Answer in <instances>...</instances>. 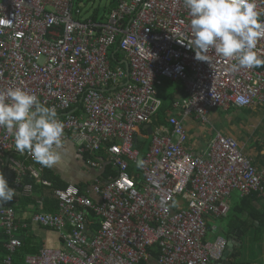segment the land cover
Segmentation results:
<instances>
[{
  "label": "built area",
  "instance_id": "built-area-1",
  "mask_svg": "<svg viewBox=\"0 0 264 264\" xmlns=\"http://www.w3.org/2000/svg\"><path fill=\"white\" fill-rule=\"evenodd\" d=\"M257 5L264 11V0ZM3 17L12 24L0 23V90L19 87L55 107L64 124L63 147L69 142L94 154L105 149L116 175L96 179L97 201L73 184L56 188L59 213L31 220L56 230L63 245L41 247L19 263L16 210L12 201L0 204V264H139L154 247L157 264L220 259L226 241L206 239V217L225 216L233 191L264 195V166L257 168L236 139L220 131L194 155L185 147L184 119L194 115L208 123L210 110L264 104V67L231 72L235 59L214 51L207 61L196 60L183 0H118L97 19L83 16L74 0H0ZM256 51L264 57V37ZM164 78L181 81L187 95L176 100L178 112L164 125L152 124ZM145 125L151 139L139 159ZM4 157L11 163L10 187L18 194L29 189L24 177L37 178L39 171L25 161L35 160L17 152L12 135L0 128ZM140 160L143 167H137ZM87 163L101 167L100 161ZM89 212L99 225L92 235Z\"/></svg>",
  "mask_w": 264,
  "mask_h": 264
},
{
  "label": "crops",
  "instance_id": "crops-1",
  "mask_svg": "<svg viewBox=\"0 0 264 264\" xmlns=\"http://www.w3.org/2000/svg\"><path fill=\"white\" fill-rule=\"evenodd\" d=\"M113 5L114 3L110 8ZM95 8L90 10V15L97 11L103 12L100 8L97 10ZM100 14L102 17L105 16V13ZM101 16L98 15L97 18ZM180 83L182 85L176 88L175 94H171L173 103L164 115L165 122H158L157 113L152 124L164 125L167 117L178 112L174 104L185 94L183 83ZM158 91L160 90L158 89ZM207 117L208 123H210L209 127L194 115L184 119L188 133L185 147L191 153L200 156L206 151L207 144L215 131H220L224 135L236 139L257 168L264 166V104L245 108L235 106H230L227 109L217 108L210 110ZM142 129L146 128L142 127L140 130L142 131ZM143 142H145V138ZM104 150L102 154L100 153L102 157L98 160L93 158L94 156L84 159L83 154L86 152H78L76 146L68 142L59 150L61 159L52 167L42 166L36 161H25L39 171V178L31 175L25 176L24 184L30 188L19 192V194L16 193L12 200L16 208L18 223L16 235L22 240L21 248L14 255L16 262L24 261L27 255L37 254L41 247H62L63 245L56 230L42 227L31 220L32 215L37 213H59L58 199L55 196V189L52 188L53 181L43 178V175L48 174L46 170L48 169L51 175L66 183V187L69 184L76 185L81 192L97 201L99 196L94 191L96 179L105 182L107 176L116 175L115 169L102 160L103 157L107 158ZM89 154L94 155V153ZM95 156L97 157V155ZM88 161H100L101 167H91L88 165ZM106 166L110 168V173H105ZM3 174L5 178L12 179V172L10 173L8 167L4 168ZM42 179H45L49 185H44ZM34 184L39 187H35ZM227 203L229 210L225 216L209 215L206 217L209 234L206 235V239L214 240L216 236H222L226 241L222 257L218 260H211L209 264H264V195L258 193L241 195L239 192L233 191L229 195ZM20 224H24L25 227H21ZM86 224L89 235H92L99 227L98 221L92 213L86 216ZM3 253L0 248V254ZM147 263L157 264L156 257L152 258L151 256Z\"/></svg>",
  "mask_w": 264,
  "mask_h": 264
},
{
  "label": "clouds",
  "instance_id": "clouds-1",
  "mask_svg": "<svg viewBox=\"0 0 264 264\" xmlns=\"http://www.w3.org/2000/svg\"><path fill=\"white\" fill-rule=\"evenodd\" d=\"M183 5L191 17L190 48L196 60L207 61L214 51L235 59L231 72L264 66V57L256 51L264 37V11L258 10L257 0H183ZM0 23L12 21L3 17ZM0 128L12 135L17 152L30 154L42 166L52 167L61 159L64 124L55 107L45 106L37 94L19 87L0 90ZM143 164L137 161V167ZM15 196L16 190L0 172V204Z\"/></svg>",
  "mask_w": 264,
  "mask_h": 264
},
{
  "label": "trees",
  "instance_id": "trees-1",
  "mask_svg": "<svg viewBox=\"0 0 264 264\" xmlns=\"http://www.w3.org/2000/svg\"><path fill=\"white\" fill-rule=\"evenodd\" d=\"M113 1V3H114V5L116 4V2L118 1V0H112ZM113 5V6H114ZM112 6V7H113ZM111 7V8H112ZM99 8V7H98ZM98 8H95L96 10L98 9ZM111 8H108V10L107 9H103V12H100V13H107ZM98 11L96 12V13H92V15H90L91 16V18H93V19H97V16L99 15V16H101L102 14H100ZM100 18V17H99ZM115 56H116V58H117V60H118V58H121L122 56H121V54H119V52H116L115 53ZM112 63H115V61H112ZM165 79V78H164ZM173 82V81H178V80H171V79H165L164 81H163V79H162V84L164 83L165 84V86H167V82ZM181 82V81H180ZM161 84V85H162ZM183 88H184V86H183ZM160 91H158V87H157V91L159 92L158 93V97L161 99V101H162V104H161V107H160V109H159V111H158V122L159 123H164L165 122V118H164V115L166 114V112L169 110V108L172 106V103H173V100H172V98H171V94H169L168 93V91H167V89H165V88H163V89H159ZM184 95L182 96V98H184V97H186V92H185V90H184ZM142 134L144 135V137H145V142H143V145H140L139 146V148H140V157H142L143 156V154H144V152H145V149L147 148V146H146V144L148 145L149 144V141H147V137L149 136L148 135V133H147V131H146V129H142ZM102 152H103V150H100L99 151V153H101L102 154ZM95 155H97V157L95 156ZM94 156V157H93ZM83 157H84V159H86L87 157H93V158H97L96 160H98V158H100V157H102L100 154H94V155H91V154H89L88 152H86L85 154H83ZM104 162L106 161L107 163H109L110 164V162H108L107 161V158H105V157H103V159H102ZM111 165V164H110ZM133 170V168H131V171ZM47 171V175H43V178H45V179H49V180H51V182H52V188L53 189H56V188H65L66 187V183H64V182H62V181H60L56 176H54V175H51L50 174V171L47 169L46 170ZM110 173L111 172V170H110V168L108 167V166H106V170H105V173ZM11 173V172H10ZM9 184V183H8ZM9 186H10V184H9ZM34 186L35 187H39L38 185H35L34 184ZM257 193V192H256ZM259 194V193H258ZM259 195H261V193L259 194ZM88 214H91V212H89ZM150 252H151V256H152V258L153 257H156L157 256V248L156 247H154L152 250H150ZM139 264H148L147 263V261H141Z\"/></svg>",
  "mask_w": 264,
  "mask_h": 264
},
{
  "label": "rangeland",
  "instance_id": "rangeland-1",
  "mask_svg": "<svg viewBox=\"0 0 264 264\" xmlns=\"http://www.w3.org/2000/svg\"><path fill=\"white\" fill-rule=\"evenodd\" d=\"M74 3H75V6L82 7L83 16H88L90 14V10L91 9H93L95 7H99L101 10L108 9L112 5L113 1L112 0H74ZM164 80L165 79H163V81ZM161 81H162V79H161ZM179 85H182V84L180 82H174V81L172 82L171 81V82H167V86H165V84L163 83L161 86L158 87V89H160V88L163 89V88L166 87V89H167V91H168L169 94H175V90H176L177 87H179ZM203 124L205 126L207 125L208 127L210 126V123H203ZM144 138L145 137L141 133L140 136L138 137V139H139V142L138 143H140V145H142V142H143ZM150 139H151V136L149 135L147 137V141H150ZM137 147L140 150L139 146H137ZM139 159H141V157H139ZM5 167H11V163L9 162V160L7 159V157H4V158L0 159V172L3 173V170H4ZM9 171L12 172L10 169H9ZM37 178H39V172H38V177ZM24 180H25V177H24ZM41 181L43 182V181H45V179H42ZM44 185H49V184L44 183ZM75 187L78 188V186H75ZM252 193H256V192H252ZM15 210H16V208H15ZM207 235H209L208 232H207Z\"/></svg>",
  "mask_w": 264,
  "mask_h": 264
},
{
  "label": "water",
  "instance_id": "water-1",
  "mask_svg": "<svg viewBox=\"0 0 264 264\" xmlns=\"http://www.w3.org/2000/svg\"><path fill=\"white\" fill-rule=\"evenodd\" d=\"M144 127L147 129L148 133H151V128L149 127V125H145Z\"/></svg>",
  "mask_w": 264,
  "mask_h": 264
}]
</instances>
